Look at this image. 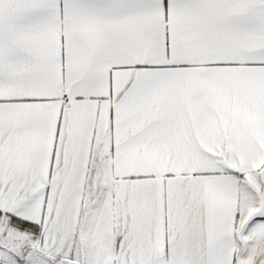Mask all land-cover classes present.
Instances as JSON below:
<instances>
[{"label":"snow or ice","instance_id":"6c2138e0","mask_svg":"<svg viewBox=\"0 0 264 264\" xmlns=\"http://www.w3.org/2000/svg\"><path fill=\"white\" fill-rule=\"evenodd\" d=\"M0 264H264V0H0Z\"/></svg>","mask_w":264,"mask_h":264}]
</instances>
